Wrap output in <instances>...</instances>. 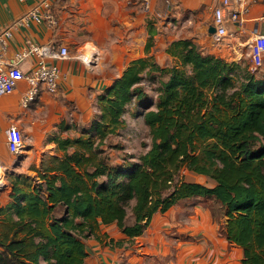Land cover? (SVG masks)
Listing matches in <instances>:
<instances>
[{"label":"trees","instance_id":"obj_1","mask_svg":"<svg viewBox=\"0 0 264 264\" xmlns=\"http://www.w3.org/2000/svg\"><path fill=\"white\" fill-rule=\"evenodd\" d=\"M149 34L146 56L98 95L91 124L51 137L58 154L38 180L14 179L0 208V264H85L86 240H103L102 224L133 239L157 213L196 198L219 203L224 234L242 248L243 264H264V74L207 54L190 38L168 45L173 62L163 67L150 54L156 31ZM155 76L152 106L142 82ZM131 105L144 108L151 143L137 161L112 163L107 140ZM183 168L214 184L186 180Z\"/></svg>","mask_w":264,"mask_h":264},{"label":"crops","instance_id":"obj_2","mask_svg":"<svg viewBox=\"0 0 264 264\" xmlns=\"http://www.w3.org/2000/svg\"><path fill=\"white\" fill-rule=\"evenodd\" d=\"M40 1L0 0V33L6 29L12 33L7 39V57L27 49L29 41L65 45L71 57L48 61L60 70L56 93L43 88L34 102L23 107L27 83L21 81L12 93L0 95V162L9 173L43 172L47 159L58 154L51 137L58 133L75 136L91 124L98 113V95L132 60L146 56L150 30L156 31L150 54L163 67L173 62L166 50L176 39H193L205 53L239 62L250 57L252 41L264 33V0H244L242 4L231 0L227 14L236 10L240 18L232 20L227 15L226 33L221 37L214 10L222 0H51L55 24L23 21ZM213 26L216 32L210 31ZM89 48L99 54L94 65L77 57ZM37 61L35 55H29L19 66L28 73ZM260 70L264 74V65ZM12 125L19 126L33 143L30 153L17 156L9 151L7 131ZM9 201V193L0 195V208ZM158 214L141 236L129 239L120 231L109 236L115 241L126 239L123 246L107 240L89 242L85 264H243L242 248L226 238L204 203L185 199ZM2 223L0 216V232ZM133 240L135 245L130 246Z\"/></svg>","mask_w":264,"mask_h":264},{"label":"built area","instance_id":"obj_3","mask_svg":"<svg viewBox=\"0 0 264 264\" xmlns=\"http://www.w3.org/2000/svg\"><path fill=\"white\" fill-rule=\"evenodd\" d=\"M237 1L239 4L244 2V0ZM230 4L231 0H222L221 5L214 10V24L217 27L218 37L226 33L224 22L227 15L232 20L240 18V12L236 10H229L227 14L226 9H229ZM243 7L246 11V5ZM50 8L51 0H41L22 20L29 21V19H34L38 22L47 21L50 24H55L57 20ZM11 34L10 29H6L0 33V95L12 93L18 83L25 81L27 88L21 103L23 107H28L36 100L43 88L52 93H56L59 89L60 70L57 65L51 64L48 61L50 59H68L71 55L68 47L65 45L56 43L36 44L29 41L27 49L9 58L7 57V39ZM29 55H35L38 61L36 66L26 73L19 66V62ZM77 57L88 65H94L99 60V54L94 48H89V50L77 55ZM250 60L252 70H258L264 65V33H258L252 41L250 45ZM7 145L9 151L17 156H21L27 151V141L19 126L12 125L9 127L7 131ZM2 172H5V168L0 162V173Z\"/></svg>","mask_w":264,"mask_h":264},{"label":"rangeland","instance_id":"obj_4","mask_svg":"<svg viewBox=\"0 0 264 264\" xmlns=\"http://www.w3.org/2000/svg\"><path fill=\"white\" fill-rule=\"evenodd\" d=\"M242 62L243 65H250L251 68L250 57L245 56ZM252 71H254L257 76L263 75L260 69L252 70ZM159 81H160L159 76H155V77H145L142 82L143 87L148 93V98H146V101L151 102L152 106H154L156 103V99H157L156 88L158 87ZM143 111H144L143 107L137 105H131L128 108V111L124 115V119H125L124 126L121 129H119L117 134L111 135L108 138L106 148L112 163H122L124 162V159L130 161H137L138 157H140V155L146 152L147 149L149 148L151 143V137L149 135V128L144 122ZM32 145L33 143L27 140V151L25 153H30L28 149H30ZM16 164H19V161H17ZM0 174L2 180H4L6 183V185L4 183V185L0 186L1 188L0 195H7V193L9 194L11 193L13 187L12 183L14 179L18 176H24V177L29 176L37 180L40 178L39 174H23L20 173L19 171L18 172L13 171L11 173L6 171ZM181 175L184 176V178L189 181H197L212 185V183L205 180L202 176L196 175L195 173L189 171L187 168H183V170L181 171ZM30 183L35 185L36 181L34 180L27 181V185ZM171 191L172 189H170L169 192ZM190 200L192 203L194 202L204 203L211 210L214 221H216L220 225V229L224 232V225L227 218L223 216L222 209L219 203L209 198H199V199H190ZM187 208L190 207L188 206ZM183 211H185V208L182 209L181 213H183ZM118 231L119 230L117 229L116 224H109L102 226L100 234L103 237V241L107 240L106 242L108 243L110 242L111 239V238L109 239V236L115 235V233H117ZM92 240H96V238H89L86 240V243H88L87 246L88 245L90 246L89 242H91ZM133 245H135V240H133V244L130 246Z\"/></svg>","mask_w":264,"mask_h":264},{"label":"bare ground","instance_id":"obj_5","mask_svg":"<svg viewBox=\"0 0 264 264\" xmlns=\"http://www.w3.org/2000/svg\"><path fill=\"white\" fill-rule=\"evenodd\" d=\"M5 181L2 180L1 176H0V186L4 185Z\"/></svg>","mask_w":264,"mask_h":264},{"label":"water","instance_id":"obj_6","mask_svg":"<svg viewBox=\"0 0 264 264\" xmlns=\"http://www.w3.org/2000/svg\"><path fill=\"white\" fill-rule=\"evenodd\" d=\"M210 31H212V32H216V27H214V26L211 27V28H210Z\"/></svg>","mask_w":264,"mask_h":264}]
</instances>
